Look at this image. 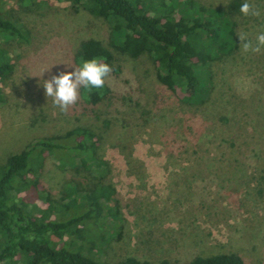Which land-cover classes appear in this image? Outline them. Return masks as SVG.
Here are the masks:
<instances>
[{
    "label": "rangeland",
    "instance_id": "obj_1",
    "mask_svg": "<svg viewBox=\"0 0 264 264\" xmlns=\"http://www.w3.org/2000/svg\"><path fill=\"white\" fill-rule=\"evenodd\" d=\"M194 1L208 10L249 5L248 14L234 17L237 47L212 67L214 88L203 107L170 94L144 54L131 59L118 44L110 47L121 72L107 79L115 99L106 112L127 126L111 128L108 141L117 146L98 151L118 194V217L102 228L105 236L113 224L120 231L103 243L106 264L126 256L157 262L218 251L264 264V190L256 184L264 174V45L253 51L264 34V0ZM77 9L69 0H0L1 16L21 34L0 32L11 64L0 79V166L37 139L84 125L72 115L73 104L61 111L42 87L51 75L74 68L81 42L109 38L100 19ZM43 156L35 157L34 168L44 165L42 182L53 192L60 171ZM34 204L46 209L39 199Z\"/></svg>",
    "mask_w": 264,
    "mask_h": 264
},
{
    "label": "trees",
    "instance_id": "obj_2",
    "mask_svg": "<svg viewBox=\"0 0 264 264\" xmlns=\"http://www.w3.org/2000/svg\"><path fill=\"white\" fill-rule=\"evenodd\" d=\"M69 1L75 12L77 6L82 7L100 19L109 37L105 44L90 38L81 42L72 64L77 67L81 59L97 58L111 71L102 89H78L71 112L84 125L65 135L37 139L19 153L9 155L0 166V264L16 258L22 264H106L103 243L120 237L119 227L114 224L107 236L102 231L118 217V194L109 178L110 166L98 151L117 146L108 141L111 128L116 124L119 128L127 126L123 119L106 112L115 99L107 79H115L121 72L110 47L118 44L131 59L144 54L157 82L183 105L195 109L203 107L213 92L212 67L237 47L234 17L241 15L237 2L226 9L208 10L194 0ZM0 32L21 36L1 14ZM10 67L7 52L0 48V79ZM198 71L203 73L202 79ZM120 97L123 103L131 100ZM133 102L139 107L138 102ZM45 153L60 171V182L53 192L42 182L47 173L44 165L35 169L33 164L36 156ZM256 184L258 192L264 190V174ZM21 192L24 195L18 198ZM37 199L46 204V209L32 206ZM30 206L38 213L29 210ZM114 264L246 263L236 252L218 251L157 262L126 256Z\"/></svg>",
    "mask_w": 264,
    "mask_h": 264
},
{
    "label": "clouds",
    "instance_id": "obj_3",
    "mask_svg": "<svg viewBox=\"0 0 264 264\" xmlns=\"http://www.w3.org/2000/svg\"><path fill=\"white\" fill-rule=\"evenodd\" d=\"M239 12L248 14L247 2L240 5ZM256 41L257 48L253 51L264 45V34L257 35ZM243 48L247 51L249 44L244 43ZM110 71V66L100 59H81L77 67L72 68L71 71L59 72L51 75L50 79H45L42 83L43 91L46 97L52 98V104L63 111L76 101L79 88H83L86 92L102 89L104 78Z\"/></svg>",
    "mask_w": 264,
    "mask_h": 264
}]
</instances>
